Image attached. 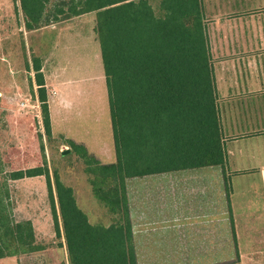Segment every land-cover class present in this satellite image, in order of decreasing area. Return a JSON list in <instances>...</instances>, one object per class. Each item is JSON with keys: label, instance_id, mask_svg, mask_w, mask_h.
<instances>
[{"label": "trees", "instance_id": "obj_1", "mask_svg": "<svg viewBox=\"0 0 264 264\" xmlns=\"http://www.w3.org/2000/svg\"><path fill=\"white\" fill-rule=\"evenodd\" d=\"M75 1V2H74ZM68 12H95L114 144L115 164H101L66 140L82 158L95 196L121 221L93 225L71 187L47 167L4 169L0 158V259L41 251L29 220L12 219L9 182L44 176L56 236L69 264H137L124 179L222 163L214 82L201 0H72ZM27 29L42 25L43 0H19ZM32 66L46 135L51 134L39 60ZM113 182L110 186L107 182ZM58 209V211H57ZM238 264V263H233Z\"/></svg>", "mask_w": 264, "mask_h": 264}, {"label": "crops", "instance_id": "obj_2", "mask_svg": "<svg viewBox=\"0 0 264 264\" xmlns=\"http://www.w3.org/2000/svg\"><path fill=\"white\" fill-rule=\"evenodd\" d=\"M201 6L224 156L219 164L124 179L135 258L147 245L149 253L171 246L186 264H264V0ZM25 22L19 31L34 33L39 50L43 24L27 29ZM52 47L49 69L40 68L51 134L115 164L104 71L74 73L65 54L57 57V38Z\"/></svg>", "mask_w": 264, "mask_h": 264}, {"label": "rangeland", "instance_id": "obj_3", "mask_svg": "<svg viewBox=\"0 0 264 264\" xmlns=\"http://www.w3.org/2000/svg\"><path fill=\"white\" fill-rule=\"evenodd\" d=\"M43 1L41 35L44 41L38 50L35 42L31 41L34 33L29 37L24 29L19 31L24 16L19 0H0V158L6 170L47 167L53 188L54 177L57 176L64 185L73 189L78 207L91 224L108 226L121 221L122 215L111 213L95 196L91 180L99 178H93V174L88 173L84 160L71 150L66 140L60 136L46 135L35 72L33 68L30 69L34 60H39L44 70L49 69L54 56L51 45L57 38V57L65 54L63 57L67 56L75 67L74 73L103 74L94 32L96 14L88 12L73 16L68 12L72 0ZM17 9L19 11L16 13ZM14 35L15 46L12 45ZM102 89L106 95L105 82ZM104 114L105 125L109 128L108 109ZM65 150L69 151L65 153ZM107 183L113 185L111 181ZM7 188L12 219L29 220L34 228L36 243L43 249L2 259L0 264H69L61 223V235L58 237L55 234L44 176L9 182ZM169 247L153 248L149 253L147 245L145 254L140 252L142 258L137 264H186L177 248Z\"/></svg>", "mask_w": 264, "mask_h": 264}, {"label": "water", "instance_id": "obj_4", "mask_svg": "<svg viewBox=\"0 0 264 264\" xmlns=\"http://www.w3.org/2000/svg\"><path fill=\"white\" fill-rule=\"evenodd\" d=\"M69 150H65V153H67Z\"/></svg>", "mask_w": 264, "mask_h": 264}]
</instances>
